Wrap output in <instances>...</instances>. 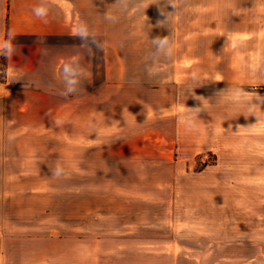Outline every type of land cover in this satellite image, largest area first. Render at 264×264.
Returning a JSON list of instances; mask_svg holds the SVG:
<instances>
[{"label":"rangeland","instance_id":"1","mask_svg":"<svg viewBox=\"0 0 264 264\" xmlns=\"http://www.w3.org/2000/svg\"><path fill=\"white\" fill-rule=\"evenodd\" d=\"M79 5L72 23L114 30L126 78L144 83L72 91L60 123L24 116L6 264H264V0ZM80 44L94 86L113 80L103 36L66 35V53Z\"/></svg>","mask_w":264,"mask_h":264},{"label":"crops","instance_id":"2","mask_svg":"<svg viewBox=\"0 0 264 264\" xmlns=\"http://www.w3.org/2000/svg\"><path fill=\"white\" fill-rule=\"evenodd\" d=\"M84 1L87 0H58V3L52 0H0V39L6 38L8 32L14 33L12 43L16 49L7 57V77L0 82V264H6V229L13 226L14 237L17 231H22L21 218L17 223L16 210L14 214H7L6 203L8 200L16 202L19 191L21 195V188L17 191L15 187L14 194L8 196L7 181L23 178L24 116L28 113L38 115L46 110L43 115L46 114L50 124L65 119L69 105L66 98H72V91H68L70 87L79 92L80 97L87 92L111 88L110 97H113L122 86L141 87L144 83L126 78L123 60L113 44L114 39L109 38L114 30L107 26L88 29L79 22L78 25L72 23V20L82 18L79 4ZM39 4L48 10L44 18L33 12ZM81 29L86 35L103 36L109 49V52L106 49V70L113 80L94 86V56L88 45L80 44L74 54L66 53V35H80ZM239 33H246V30ZM66 63L74 70L77 81L74 85L67 83L72 77H65L62 72ZM258 67L259 63L256 69Z\"/></svg>","mask_w":264,"mask_h":264},{"label":"clouds","instance_id":"3","mask_svg":"<svg viewBox=\"0 0 264 264\" xmlns=\"http://www.w3.org/2000/svg\"><path fill=\"white\" fill-rule=\"evenodd\" d=\"M52 2L58 3V0H52ZM170 3L174 8H176V6H177L176 0H170ZM33 12L39 18H44L48 15L47 8L45 6L40 5V4L33 9ZM79 34L83 36V35H86L87 33H86V31L81 29ZM14 38H15V34L12 32H8L6 35V38L0 39V56L8 57V56L14 54V52L16 51V49L12 43ZM157 40H159L161 47H163L164 45H166L168 43V37L167 36L156 37V38H154L153 43H155ZM172 52H173V46H169V54H172ZM256 65H257V62L254 60L253 64H252L253 69L256 67ZM62 72L65 75V77H72V78H69L67 80V83L69 85H74L77 83L76 79L74 78V70L71 67L70 63H66L63 65ZM219 79H220V77H217V80H219ZM68 91L71 92V91H73V89L70 87L68 89ZM63 95L67 96V93H64ZM193 120H194V116L186 117L187 125L194 128L195 124L192 122ZM57 123H60V121H57ZM62 170L63 169L60 167V165L57 164V166L53 170V175L54 176H60Z\"/></svg>","mask_w":264,"mask_h":264},{"label":"trees","instance_id":"4","mask_svg":"<svg viewBox=\"0 0 264 264\" xmlns=\"http://www.w3.org/2000/svg\"><path fill=\"white\" fill-rule=\"evenodd\" d=\"M7 77V57L0 56V82H4Z\"/></svg>","mask_w":264,"mask_h":264}]
</instances>
